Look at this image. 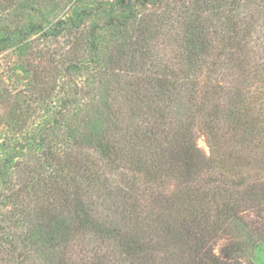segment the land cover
<instances>
[{
	"label": "trees",
	"instance_id": "obj_1",
	"mask_svg": "<svg viewBox=\"0 0 264 264\" xmlns=\"http://www.w3.org/2000/svg\"><path fill=\"white\" fill-rule=\"evenodd\" d=\"M0 141V264H254L264 0H0Z\"/></svg>",
	"mask_w": 264,
	"mask_h": 264
},
{
	"label": "rangeland",
	"instance_id": "obj_2",
	"mask_svg": "<svg viewBox=\"0 0 264 264\" xmlns=\"http://www.w3.org/2000/svg\"><path fill=\"white\" fill-rule=\"evenodd\" d=\"M197 143H198V146L206 153V155L210 156V149L203 136H199ZM2 153L3 152H2L1 141H0V158L2 157ZM253 261H254V264H264V243L261 244L259 248L254 251Z\"/></svg>",
	"mask_w": 264,
	"mask_h": 264
}]
</instances>
